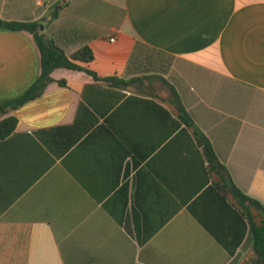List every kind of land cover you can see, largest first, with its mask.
I'll use <instances>...</instances> for the list:
<instances>
[{"label": "crops", "instance_id": "1", "mask_svg": "<svg viewBox=\"0 0 264 264\" xmlns=\"http://www.w3.org/2000/svg\"><path fill=\"white\" fill-rule=\"evenodd\" d=\"M0 18L40 21L67 55L92 50L79 64L130 81L59 68L7 115L0 264H254L235 200L174 130V91L264 205V0H0ZM40 74L34 35L0 30V99Z\"/></svg>", "mask_w": 264, "mask_h": 264}, {"label": "trees", "instance_id": "2", "mask_svg": "<svg viewBox=\"0 0 264 264\" xmlns=\"http://www.w3.org/2000/svg\"><path fill=\"white\" fill-rule=\"evenodd\" d=\"M58 12L57 10L52 13L51 20L57 18ZM42 26L44 27V24L40 21H6L0 18V30L27 31L33 34L41 53V74L38 79L23 94L14 98L0 99V139L10 136L15 131L18 123L16 117L7 115L42 96L47 86L54 82L52 74L56 69L66 68L83 71L93 76L97 81L120 87H127L130 84V81L119 77H100L96 72L79 64V62L89 63L94 59L92 50L89 47H84L69 56L57 45L55 40L41 31ZM58 82L62 86L66 84L64 80ZM131 82H134V80ZM174 93L179 101L176 103L177 118H173L174 130L185 134L191 139L192 143L196 142L198 146L202 147L209 172L217 176V187L224 192V197L227 198L230 195L236 202L234 213L238 216L243 227L241 238L248 233L252 241L255 253L253 263L264 264V205L247 196L237 187L228 170L219 160L211 141L196 125L192 116L180 102L177 93L175 91ZM153 107H157L162 112L166 111L155 103H153ZM167 113L171 117V114Z\"/></svg>", "mask_w": 264, "mask_h": 264}, {"label": "water", "instance_id": "3", "mask_svg": "<svg viewBox=\"0 0 264 264\" xmlns=\"http://www.w3.org/2000/svg\"><path fill=\"white\" fill-rule=\"evenodd\" d=\"M43 29H44V27L42 26V27H41V30H43Z\"/></svg>", "mask_w": 264, "mask_h": 264}, {"label": "built area", "instance_id": "4", "mask_svg": "<svg viewBox=\"0 0 264 264\" xmlns=\"http://www.w3.org/2000/svg\"><path fill=\"white\" fill-rule=\"evenodd\" d=\"M112 41H114V39H112Z\"/></svg>", "mask_w": 264, "mask_h": 264}]
</instances>
